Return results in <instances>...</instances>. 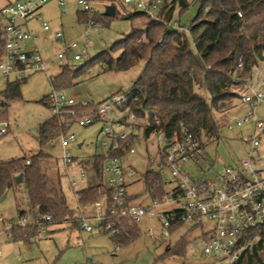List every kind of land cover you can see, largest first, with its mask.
<instances>
[{"label":"rangeland","instance_id":"1","mask_svg":"<svg viewBox=\"0 0 264 264\" xmlns=\"http://www.w3.org/2000/svg\"><path fill=\"white\" fill-rule=\"evenodd\" d=\"M3 0H0L2 5ZM91 6L97 11L98 16H103L107 5H115L116 14L108 18L103 17L104 23L97 22L90 31V36L86 44L80 43L71 53L69 58L49 62L47 72L38 71L26 74V80L20 84L22 98L10 101L5 107L0 104V108L6 111L0 116V129L7 128V132L0 135V162L14 158L39 156V164L43 180L48 195L49 211L54 214V221L58 219L51 208L63 205L69 209H74L79 200L77 191L86 186L99 182L106 183L108 173H104L101 178L97 175L94 160L97 154L101 153V142L104 135L101 133L103 122L96 120L88 126H81L78 122H73L68 128L63 126L66 135L74 134L75 140L66 148L73 157L68 170L64 168L63 156L65 149L61 144L60 135L55 139L44 142L40 139V126L45 121L52 118L53 111L48 101L49 94L53 91V78L56 77L65 65L72 69L84 66L74 80L72 86L67 87L68 94L79 105L81 102H88L90 106L102 103L117 96H123L128 92L134 81L141 75L144 62L124 71L105 72L103 66L91 59L109 49L115 42L129 35L134 29H146L151 17L138 13L132 6L126 5L122 0H91ZM197 5L191 4L189 8L181 14V24L186 27V36L192 50L195 45L191 38L190 26L197 12ZM65 9V12L62 10ZM84 8L78 0H66V5L61 7L55 0L44 4L39 12L42 14L43 22H47L51 30L45 32L42 22L36 20L28 24L35 26L34 35L43 38L50 37L55 30H62L65 38H50L48 42L37 41V45L42 49L46 62L50 61L56 53L60 52L64 44H69L80 40L86 25L82 21ZM139 40H145L143 33H138ZM86 47V51L84 48ZM82 54L80 60L74 59V54ZM114 57L118 52L113 53ZM264 71V63L252 69L247 80L250 84H257ZM17 79L11 75L10 80ZM247 82V81H246ZM245 82V83H246ZM7 87L4 77L0 72V92ZM236 88L248 93V84H238ZM260 90L264 93V82ZM202 92L207 96L206 89ZM235 105V106H234ZM116 109V108H115ZM226 111L218 114L222 123L219 138H210L206 129L202 134L206 139V157L200 161V165L208 167L212 164L213 170H220L226 165L234 164L241 158H248L251 152V142L249 138L255 133L256 122L245 123L239 127L233 120L235 116L243 118L247 113L253 112L254 116L264 120V101L258 105L240 103L233 100L225 107ZM79 110L84 112L85 109ZM116 115L125 117L128 111L115 110ZM145 119H139L138 124L127 126L120 132L133 133L136 139L132 144L135 152L122 154V165L130 166L134 169L131 174H126L128 192L132 195L131 201L136 205H152L153 200L149 192L145 175L148 171H157L161 161L156 133H146ZM60 132V134L62 133ZM79 144H82L79 147ZM258 152L254 153L256 159L264 162V138ZM196 174L201 171L193 166ZM85 172L86 177L82 178L81 173ZM70 178H74L77 184L73 185ZM171 188V186H170ZM101 201L105 205L106 198ZM175 201L168 204L155 206L154 212L142 217L139 223L140 235L126 243H118L107 233L100 229L97 221L91 220L94 231L87 232L80 230L72 223L56 226L54 231L51 227L37 234L36 228L28 226L23 221L25 217L27 223L33 224L37 219H42L43 214H38L32 208L29 200L28 190L23 183L18 190H9L7 197L0 202V264H230L228 259L222 254H204L198 247L200 235L212 227V222L204 220L202 225H196L191 221H185L181 226L169 230L164 226L163 218L159 212L178 208ZM92 205H86L87 216L96 215L97 212ZM20 210H26L24 217L19 216ZM76 213V212H75ZM104 215V210L100 212ZM14 229L9 230L10 227ZM23 230L36 232L26 234ZM152 228L150 235L148 230ZM20 234V235H19ZM19 235V237H16Z\"/></svg>","mask_w":264,"mask_h":264},{"label":"built area","instance_id":"2","mask_svg":"<svg viewBox=\"0 0 264 264\" xmlns=\"http://www.w3.org/2000/svg\"><path fill=\"white\" fill-rule=\"evenodd\" d=\"M52 0H14L0 8V40L3 43V53L0 58V72L7 84L11 75H16L17 79H23L26 74L38 71L47 72L49 62H56L69 58L70 53L79 46L86 44L90 36L91 28L96 24L91 18L97 11L91 6V0H78L90 17L84 23L86 30L81 39L64 44L62 50L55 54L50 61L46 62L42 49L37 45L38 40L48 42L51 37L34 35L26 28V23L35 19L42 20L39 12L41 7ZM59 6L64 7L66 0H55ZM126 5L136 8L154 20L166 24L168 27L177 30L184 35L186 27L181 24V14L184 11V3L191 0H122ZM65 12V9L62 10ZM238 16L242 17L241 10ZM45 32L51 30L47 22L42 21ZM54 38L63 39L65 33L62 30H55ZM86 51V47L84 48ZM82 54L75 53L74 59L80 60ZM242 67V64H239ZM264 82V71L257 84H250L247 80L249 91L240 96V103L258 105L264 101V93L260 90ZM68 88L53 89L48 99L53 114L59 120L60 125L67 126L78 122L81 126L93 124L96 120H101L103 126L101 133L104 139L101 142V153L96 157H104V172L108 173V180L104 185L108 188V194L102 195L94 201L93 208L96 215L87 216L82 213L77 219L81 230L87 232L94 231V226L90 224L95 220L101 230L110 237L120 233L122 221H127L129 225L139 226V223L147 214L154 212V208L160 204L177 202L178 208L159 212L163 218V223L168 231L175 223L191 221L196 225H202L204 220L212 222V227L200 235L198 247L204 254H222L228 259L230 264H236L244 254L252 250L255 246L257 236L255 230L264 225V162L254 157L264 138V120L254 116L253 112L247 113L243 118L235 116L233 120L237 126L241 127L245 123L256 122L255 133L249 138L251 142V152L248 158H241L234 164L226 165L220 170H213L212 164L207 168L200 165L201 160L208 162L206 157V139L202 133H197L190 127L180 124L173 131H168L162 127L163 119L159 115H154V122L146 121V127L153 126L156 133L161 161L158 167L160 183L153 187L160 189L152 196V205L133 204L128 193L126 174H131L134 169L130 166H123L122 156L117 153L124 148V153L135 152L132 147L136 139L133 133L120 132L122 128L138 124L139 116L130 104H128V94L113 97L102 103L90 106L88 102L76 101L69 96ZM4 93L0 92V104ZM85 109L84 112L79 110ZM127 110L129 113L125 117L116 115L115 110ZM4 108H0L2 114ZM146 115L148 110L144 109ZM155 113V111H153ZM67 130V129H66ZM66 130L60 134L61 144L65 149L63 156L64 168L68 170L73 157L67 151V147L75 140V135H66ZM7 132V128L0 129V135ZM150 133V134H151ZM134 139L127 147L123 142L130 136ZM123 153V154H124ZM95 157V158H96ZM30 163V159L26 160ZM197 167L201 173L196 174L192 169ZM81 177L85 178L86 173L82 172ZM71 184H77L74 178H70ZM171 186V188H170ZM102 198L107 199L104 205ZM82 208L81 203L79 204ZM104 210V215L100 212ZM24 217V216H23ZM37 234L42 233L48 224L54 221V214L48 212L42 219H37L33 224ZM14 229L10 227L9 230ZM148 233L152 235L150 228ZM92 264V263H91ZM223 264V263H221Z\"/></svg>","mask_w":264,"mask_h":264},{"label":"trees","instance_id":"3","mask_svg":"<svg viewBox=\"0 0 264 264\" xmlns=\"http://www.w3.org/2000/svg\"><path fill=\"white\" fill-rule=\"evenodd\" d=\"M192 3L198 7L189 29L195 51L186 33L182 35L152 18L146 29H134L91 60L100 63L105 72L128 70L144 62L141 75L126 92L132 109L152 124L154 115H159L163 119L162 127L168 131H173L182 123L199 134L206 129L210 134L209 139L219 138L221 127L227 122L222 123V116L218 114L225 112V107L233 100H239L243 92L236 86L246 84L252 69L264 63V0H191L184 3V11ZM239 10L243 13L242 17L238 16ZM83 13L82 21L85 22L90 16ZM138 13L146 15L141 11ZM103 17L110 16H91L96 23H104ZM138 33H143L145 40H139ZM114 52H118L117 57H114ZM2 53L3 43L0 40V58ZM83 67L72 69L65 65L53 78V87L62 89L72 86ZM26 78L7 83L3 91V106L22 98L20 84ZM202 89H206L207 96ZM144 109L148 110L147 115ZM62 128L53 115L41 124L40 139L42 142L55 139ZM152 131L153 126L146 128L148 135ZM133 139L134 136H130L123 142V146L127 147ZM123 153L124 148L117 154L122 156ZM27 159H30L29 164L26 163ZM39 159V156L34 155L32 159L22 157L0 162V197L6 191L18 190L24 183L32 208L38 214L45 215L50 205ZM94 166L101 178L104 157H96ZM19 173L24 174L21 183L15 180ZM145 181L151 195L160 193L159 188L153 189L160 183L158 171H148ZM108 192L102 181L79 189L77 194L80 203L85 206L93 204ZM25 213L26 210H20L19 216L23 217ZM182 224L175 223L170 230ZM120 226V233L112 237L118 243L132 241L140 235L139 226L129 225L126 220ZM254 233L257 236L255 246L236 264H264V225Z\"/></svg>","mask_w":264,"mask_h":264},{"label":"crops","instance_id":"4","mask_svg":"<svg viewBox=\"0 0 264 264\" xmlns=\"http://www.w3.org/2000/svg\"><path fill=\"white\" fill-rule=\"evenodd\" d=\"M12 1H14V0H3V3H2V5H0V8L1 7H3V6H5V5H7L8 3H10V2H12ZM41 14V13H40ZM41 16H42V14H41ZM37 22H42L43 21V19L42 20H40V19H35ZM34 20V21H35ZM33 21V20H32ZM29 22H27L26 23V28L28 29V30H30L32 33H35L36 31H35V26L33 27V25L30 23V24H28ZM51 38H53L54 36L52 35V36H50ZM82 146V144H79V147H81ZM24 180V177H23V179H22V181ZM23 184V183H22ZM21 184V185H22ZM91 186V185H90ZM86 187H89V186H86ZM86 187H84V188H86ZM81 189H83V188H81ZM9 192V191H8ZM78 192V191H77ZM76 192V193H77ZM129 193V192H128ZM129 197H130V199H131V197H132V195L131 194H129ZM77 198H78V200H79V196H78V194H77ZM79 204H80V201L78 202V204H77V206H75V208L74 209H69L68 207H65L64 205H63V207L62 208H58V206L57 205H53V207L51 208L56 214H58V217H57V221L56 222H52L51 224L52 225H54L53 227H51L52 229H51V231H54L55 229L54 228H56V226H61L62 224H65V223H67V225L69 226L71 223H72V225H74L75 227H77L78 229H80V227H79V225H78V223H77V221H76V219L82 214V213H87V207H86V205L85 206H82V208H80V206H79ZM92 205V204H91ZM92 208H93V205L91 206ZM76 212V213H75ZM87 215V214H86ZM50 224V225H51ZM81 230V229H80ZM21 231L22 232H24V233H26V234H30V233H28L29 231H25V230H23V229H21ZM20 235V234H19ZM19 235H17L16 237H19Z\"/></svg>","mask_w":264,"mask_h":264},{"label":"water","instance_id":"5","mask_svg":"<svg viewBox=\"0 0 264 264\" xmlns=\"http://www.w3.org/2000/svg\"><path fill=\"white\" fill-rule=\"evenodd\" d=\"M104 14L106 16H114L116 14V7H115V5H107ZM23 177H24V174L23 173H19L15 177L16 182L17 183H21ZM7 194H8V191H6L5 194L0 197V202L3 201L7 197Z\"/></svg>","mask_w":264,"mask_h":264}]
</instances>
